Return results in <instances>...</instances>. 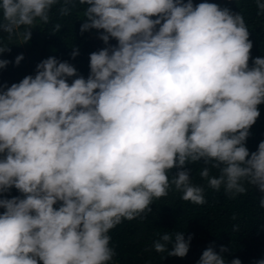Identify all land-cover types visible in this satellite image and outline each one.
Here are the masks:
<instances>
[{"label":"clouds","instance_id":"clouds-1","mask_svg":"<svg viewBox=\"0 0 264 264\" xmlns=\"http://www.w3.org/2000/svg\"><path fill=\"white\" fill-rule=\"evenodd\" d=\"M77 3L81 34L96 30L105 45L88 76L52 56L0 84V264H111L109 233L122 220L173 189L205 203L192 165L217 191L264 194V141L246 147L264 104V57H251L243 15L208 0H0V56L49 24L54 7L67 16ZM12 189L20 195L8 198ZM191 240L165 232L153 248L183 258ZM226 251L209 246L198 264H226Z\"/></svg>","mask_w":264,"mask_h":264},{"label":"trees","instance_id":"trees-1","mask_svg":"<svg viewBox=\"0 0 264 264\" xmlns=\"http://www.w3.org/2000/svg\"><path fill=\"white\" fill-rule=\"evenodd\" d=\"M200 2L203 0H193L194 4ZM208 2L242 14L250 32L249 38L253 42L251 57H264V12L258 9L256 0ZM59 7L53 8L49 24L41 23L31 29L30 41L24 43L19 38L12 40L10 53L0 56V59L10 61L5 69L0 70V84L10 86L25 76H34L36 66L52 56L59 61L69 62L85 78L88 76L90 54L105 47L98 38L101 33L91 30L81 34L84 6L77 3L67 16L59 14ZM56 23L61 24L59 32L53 30ZM110 44L115 45L116 41L111 40ZM74 46L79 48L75 59L72 58ZM21 54L24 59L17 66L15 58ZM258 107L260 117L250 129L246 141L250 153L255 152L259 143L264 141V104ZM202 166H191L192 182L204 188L205 203L185 201L182 193L173 189L166 197L153 201L152 212L133 220H122L109 233L115 251L111 264H198L202 253L209 246L214 247L217 253H220L221 247L228 249L222 254L226 264H231L233 259H239L241 264H257L264 260V208L259 206V200L264 194L247 185L246 193L235 196L226 193L223 187L217 191L200 178L198 173ZM211 174L217 173L214 170ZM19 195L12 189L8 198ZM165 232H183L185 239L192 236L185 257L167 256V253L154 250L153 242ZM171 250L172 246L169 245Z\"/></svg>","mask_w":264,"mask_h":264}]
</instances>
